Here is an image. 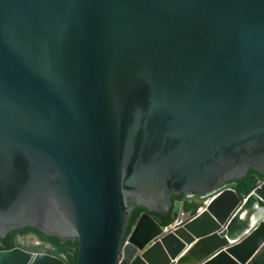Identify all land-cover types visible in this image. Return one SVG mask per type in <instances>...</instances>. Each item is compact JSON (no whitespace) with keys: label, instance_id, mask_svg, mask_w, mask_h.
I'll return each mask as SVG.
<instances>
[{"label":"water","instance_id":"1","mask_svg":"<svg viewBox=\"0 0 264 264\" xmlns=\"http://www.w3.org/2000/svg\"><path fill=\"white\" fill-rule=\"evenodd\" d=\"M257 171L264 0H0V241L77 242L76 264H251L264 181L227 185ZM173 195L167 230L151 213ZM0 264L67 263L16 247Z\"/></svg>","mask_w":264,"mask_h":264},{"label":"trees","instance_id":"2","mask_svg":"<svg viewBox=\"0 0 264 264\" xmlns=\"http://www.w3.org/2000/svg\"><path fill=\"white\" fill-rule=\"evenodd\" d=\"M262 181H264V172L257 171V172L247 174L243 178H237V179L231 180L228 182L227 186H233L241 196H245L249 194ZM172 201L174 205L171 207L168 217H163L157 213H151L152 216L157 218L159 222L161 223V225L164 227L174 222L175 218L179 214L178 208H176L177 207L176 202L182 203L184 199H183V196L173 195ZM184 207H185L186 212L190 211V212L195 213L197 209V205L191 204L188 201H185ZM144 212H147V209L141 210L134 215L129 225L126 237L130 234L137 219ZM27 235H31V234L22 232V233H18L17 235L7 239L6 241H0V251L12 250L16 247H22L23 245L18 242V239L25 237ZM37 237L43 242L44 245L36 246L34 248L29 247L27 248L28 250L33 251V252L46 253V254L58 256L62 258L67 264H76L78 251H79V244L77 242L56 243L54 241H51L41 236H37ZM46 246H48V248H45ZM133 264H143V262L142 260L138 258L135 260ZM251 264H264V250L260 252L253 259Z\"/></svg>","mask_w":264,"mask_h":264},{"label":"bare ground","instance_id":"3","mask_svg":"<svg viewBox=\"0 0 264 264\" xmlns=\"http://www.w3.org/2000/svg\"><path fill=\"white\" fill-rule=\"evenodd\" d=\"M252 210V209H251ZM204 248V247H203ZM200 254L201 253H197V254H195L192 250H190V251H188L187 253H186V255H188L187 256V258L186 259H181V261H180V264H194V263H196L197 262V260L199 259V256H200Z\"/></svg>","mask_w":264,"mask_h":264},{"label":"rangeland","instance_id":"4","mask_svg":"<svg viewBox=\"0 0 264 264\" xmlns=\"http://www.w3.org/2000/svg\"><path fill=\"white\" fill-rule=\"evenodd\" d=\"M18 242L22 244L24 247H27V246L33 247L36 241L31 235H27L25 237L19 238ZM45 248H48V246H46Z\"/></svg>","mask_w":264,"mask_h":264},{"label":"flooded vegetation","instance_id":"5","mask_svg":"<svg viewBox=\"0 0 264 264\" xmlns=\"http://www.w3.org/2000/svg\"><path fill=\"white\" fill-rule=\"evenodd\" d=\"M179 196H183V199L185 198L184 195H179ZM31 236L35 239V245L31 248H34L35 246H40V245H44L43 242L34 234H31ZM30 246H27L26 248H29Z\"/></svg>","mask_w":264,"mask_h":264},{"label":"built area","instance_id":"6","mask_svg":"<svg viewBox=\"0 0 264 264\" xmlns=\"http://www.w3.org/2000/svg\"><path fill=\"white\" fill-rule=\"evenodd\" d=\"M211 198H212V196H208L205 200H204V203H209L210 201H211ZM176 225H178V222H177V220H175L174 221V223L172 224V225H170V227H168V228H166L167 230L169 229V228H173L174 226H176ZM39 246V245H38ZM36 247V246H35ZM34 253H38V252H34Z\"/></svg>","mask_w":264,"mask_h":264},{"label":"crops","instance_id":"7","mask_svg":"<svg viewBox=\"0 0 264 264\" xmlns=\"http://www.w3.org/2000/svg\"><path fill=\"white\" fill-rule=\"evenodd\" d=\"M180 207H181V203H177V208H178V212H180ZM187 213H191V214H194L193 212H188L187 211ZM155 218V217H154ZM158 222H159V220L157 219V218H155ZM195 244V243H194ZM193 246V245H192ZM24 247V246H23ZM24 248H26V247H24Z\"/></svg>","mask_w":264,"mask_h":264}]
</instances>
